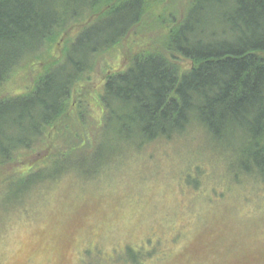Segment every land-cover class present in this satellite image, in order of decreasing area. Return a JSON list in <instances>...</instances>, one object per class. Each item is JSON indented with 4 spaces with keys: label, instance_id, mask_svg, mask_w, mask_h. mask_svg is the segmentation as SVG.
Segmentation results:
<instances>
[{
    "label": "trees",
    "instance_id": "16d2710c",
    "mask_svg": "<svg viewBox=\"0 0 264 264\" xmlns=\"http://www.w3.org/2000/svg\"><path fill=\"white\" fill-rule=\"evenodd\" d=\"M193 125L264 180V0H0L4 202Z\"/></svg>",
    "mask_w": 264,
    "mask_h": 264
},
{
    "label": "rangeland",
    "instance_id": "374dc122",
    "mask_svg": "<svg viewBox=\"0 0 264 264\" xmlns=\"http://www.w3.org/2000/svg\"><path fill=\"white\" fill-rule=\"evenodd\" d=\"M108 136L84 171L14 202L0 179V264H264V180L226 139L193 125L96 165L122 144Z\"/></svg>",
    "mask_w": 264,
    "mask_h": 264
}]
</instances>
